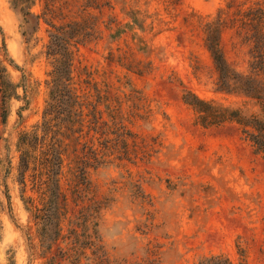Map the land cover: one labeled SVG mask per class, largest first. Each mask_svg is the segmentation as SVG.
<instances>
[{
	"label": "rangeland",
	"instance_id": "374dc122",
	"mask_svg": "<svg viewBox=\"0 0 264 264\" xmlns=\"http://www.w3.org/2000/svg\"><path fill=\"white\" fill-rule=\"evenodd\" d=\"M224 4L0 0V264H264V158L236 124L203 128L182 100L240 104L217 91L204 42ZM74 23L86 126L63 156L62 238L43 255L35 213L46 178L33 157L20 172L17 143L42 120L49 34ZM220 45L243 70L228 33Z\"/></svg>",
	"mask_w": 264,
	"mask_h": 264
},
{
	"label": "trees",
	"instance_id": "16d2710c",
	"mask_svg": "<svg viewBox=\"0 0 264 264\" xmlns=\"http://www.w3.org/2000/svg\"><path fill=\"white\" fill-rule=\"evenodd\" d=\"M212 21L205 23V48L217 74V91L240 99V104L226 106L204 101L185 92L182 100L195 112V120L203 128L234 123L241 139L253 153L264 158V8L262 0H224ZM75 25L53 28L49 34L46 55L52 70L46 80L47 98L41 123L31 133L19 135V170L26 172L30 158H37L45 176L47 200L35 213L42 254L62 238V208L60 207V171L69 143L80 138L86 126L83 105L72 83V54L77 37L71 33ZM231 38L233 50L243 53V70L232 67L226 60L220 42L224 34ZM5 101V97H3ZM6 111L3 108L2 119ZM118 136V135H117ZM78 160V157H76ZM84 164H87L83 159ZM77 170L85 173L86 167ZM70 252L76 251L74 248ZM67 256H72L67 251ZM53 262V260L49 261ZM51 264V263H48ZM199 264H230L222 256L204 257ZM244 264V263H240Z\"/></svg>",
	"mask_w": 264,
	"mask_h": 264
}]
</instances>
